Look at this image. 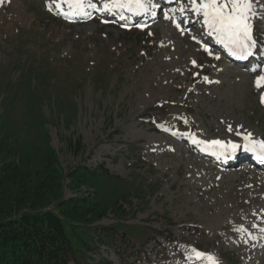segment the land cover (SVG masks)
<instances>
[{"label":"rangeland","instance_id":"1","mask_svg":"<svg viewBox=\"0 0 264 264\" xmlns=\"http://www.w3.org/2000/svg\"><path fill=\"white\" fill-rule=\"evenodd\" d=\"M178 2L159 22L130 25L98 14L110 0H0V161L36 169L54 153L65 200L111 209L87 227L92 264H209L193 249L216 264H264V172L225 169L197 142L231 141L234 153L249 134L264 142V46L261 63L233 68L202 14ZM252 13L264 43V0ZM115 225L117 248L96 231ZM145 229L144 240L132 234Z\"/></svg>","mask_w":264,"mask_h":264},{"label":"trees","instance_id":"2","mask_svg":"<svg viewBox=\"0 0 264 264\" xmlns=\"http://www.w3.org/2000/svg\"><path fill=\"white\" fill-rule=\"evenodd\" d=\"M3 149L0 143V158ZM55 164L54 153L42 159L36 169L0 161V264H88L86 255L92 249L93 233L87 227L101 221L111 209L106 205L101 209L87 198L65 200L64 178ZM85 171L82 168L73 173V181L83 182ZM120 228L100 229L105 233V245L117 248L116 242L107 239L117 237ZM146 233L147 229L132 234L144 240ZM123 234L128 236L125 231ZM123 241L122 247L130 248L135 259H143L136 241ZM115 251L120 254L121 250ZM105 264L112 263L105 260Z\"/></svg>","mask_w":264,"mask_h":264},{"label":"snow or ice","instance_id":"3","mask_svg":"<svg viewBox=\"0 0 264 264\" xmlns=\"http://www.w3.org/2000/svg\"><path fill=\"white\" fill-rule=\"evenodd\" d=\"M67 2L70 5L82 7L84 0H67ZM110 3L112 8H127L131 12H147L152 6L151 0H110ZM189 3L193 6V11L197 14H202L204 23L215 32L217 38L234 50L233 54L237 52L242 54L249 50V20L253 14V0H189ZM177 26L179 27V25ZM262 82H264V76H260L256 80V87H261ZM228 130L231 132V127ZM249 137H245V139ZM197 142L206 145L207 148L223 149L230 145L232 150H236L240 147L231 141L212 140ZM260 147L264 148V142H260ZM245 150H248L247 145H245ZM238 230L245 231L243 228ZM189 258L196 260L206 259L209 264H216L215 258L211 254L203 253L196 249L192 250Z\"/></svg>","mask_w":264,"mask_h":264},{"label":"bare ground","instance_id":"4","mask_svg":"<svg viewBox=\"0 0 264 264\" xmlns=\"http://www.w3.org/2000/svg\"><path fill=\"white\" fill-rule=\"evenodd\" d=\"M246 141L249 142V139H246L244 142L246 143ZM229 148H231V146H230ZM210 149H219V148H210ZM226 149H227V147H226ZM234 152H237V150H232V153H234ZM239 152H240V151H238V153H239Z\"/></svg>","mask_w":264,"mask_h":264}]
</instances>
